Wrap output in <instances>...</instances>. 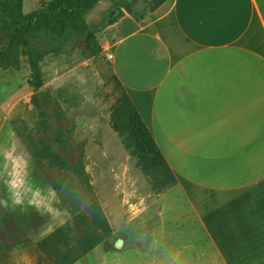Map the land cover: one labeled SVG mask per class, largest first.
Segmentation results:
<instances>
[{
    "label": "rangeland",
    "instance_id": "obj_1",
    "mask_svg": "<svg viewBox=\"0 0 264 264\" xmlns=\"http://www.w3.org/2000/svg\"><path fill=\"white\" fill-rule=\"evenodd\" d=\"M54 1L23 0L22 9ZM110 1L86 10L85 20L111 15ZM131 1L140 13L158 0ZM8 24L0 0V264H223L211 239L219 192L194 186L192 202L179 180L153 190L112 126L120 90L107 57L115 36L110 25L95 33L102 51L89 55L85 33L11 44ZM59 131L68 147L57 141ZM170 159L179 167L174 152ZM199 176L206 180V170ZM9 180L21 184L20 204L12 201ZM86 236L100 241L83 252Z\"/></svg>",
    "mask_w": 264,
    "mask_h": 264
},
{
    "label": "crops",
    "instance_id": "obj_2",
    "mask_svg": "<svg viewBox=\"0 0 264 264\" xmlns=\"http://www.w3.org/2000/svg\"><path fill=\"white\" fill-rule=\"evenodd\" d=\"M109 31L113 71L187 196L219 192L217 255L264 264V0H164Z\"/></svg>",
    "mask_w": 264,
    "mask_h": 264
},
{
    "label": "trees",
    "instance_id": "obj_3",
    "mask_svg": "<svg viewBox=\"0 0 264 264\" xmlns=\"http://www.w3.org/2000/svg\"><path fill=\"white\" fill-rule=\"evenodd\" d=\"M98 1L100 0H56L36 10L24 12L23 0H2V7L9 19V24L5 26L6 36L12 44L15 41L28 43L29 40L35 39H48L52 42L72 34L85 33L89 55H97L102 51V46L95 36L96 32L115 23L125 12L140 20L164 0H158L147 11L140 13L133 11L135 4L131 0H114L110 5V10L113 11L111 15L98 23L89 24L83 13L91 9ZM0 53L5 51L0 50ZM30 68L33 73L32 84L35 88H39L41 86L40 70L38 61L32 54ZM115 77L120 96L111 115L113 128L121 134L125 148L137 159L153 190L159 191L172 186L177 181L175 173L125 87L118 77ZM57 141L68 147L61 131L57 134ZM92 206L95 208L93 217L101 228L108 230L109 225L105 216L100 213L96 204ZM98 239L99 237L95 240L92 236L84 237L81 240L82 251L91 250L100 241Z\"/></svg>",
    "mask_w": 264,
    "mask_h": 264
},
{
    "label": "clouds",
    "instance_id": "obj_4",
    "mask_svg": "<svg viewBox=\"0 0 264 264\" xmlns=\"http://www.w3.org/2000/svg\"><path fill=\"white\" fill-rule=\"evenodd\" d=\"M7 184H8L9 191L11 193V198H12L13 203L20 204L22 202V199H21L22 193L19 190L21 188V184L16 183L11 180L7 181ZM29 202L34 203L33 201H29Z\"/></svg>",
    "mask_w": 264,
    "mask_h": 264
},
{
    "label": "built area",
    "instance_id": "obj_5",
    "mask_svg": "<svg viewBox=\"0 0 264 264\" xmlns=\"http://www.w3.org/2000/svg\"><path fill=\"white\" fill-rule=\"evenodd\" d=\"M107 57H108L109 59H112V54L109 53V54L107 55Z\"/></svg>",
    "mask_w": 264,
    "mask_h": 264
},
{
    "label": "bare ground",
    "instance_id": "obj_6",
    "mask_svg": "<svg viewBox=\"0 0 264 264\" xmlns=\"http://www.w3.org/2000/svg\"><path fill=\"white\" fill-rule=\"evenodd\" d=\"M121 243V241H119V244Z\"/></svg>",
    "mask_w": 264,
    "mask_h": 264
}]
</instances>
